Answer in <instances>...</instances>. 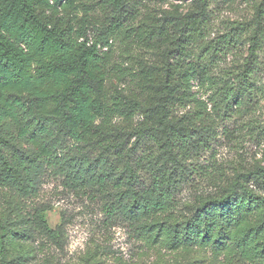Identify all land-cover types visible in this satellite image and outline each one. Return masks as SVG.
<instances>
[{"label": "trees", "instance_id": "trees-1", "mask_svg": "<svg viewBox=\"0 0 264 264\" xmlns=\"http://www.w3.org/2000/svg\"><path fill=\"white\" fill-rule=\"evenodd\" d=\"M172 1L0 0V264H27V242L64 250V213L51 227V206L28 204L47 176L139 238L215 236L214 252L264 264V164L200 160L238 117L264 141L251 114L264 98V0L222 29L214 10L234 0Z\"/></svg>", "mask_w": 264, "mask_h": 264}, {"label": "rangeland", "instance_id": "rangeland-1", "mask_svg": "<svg viewBox=\"0 0 264 264\" xmlns=\"http://www.w3.org/2000/svg\"><path fill=\"white\" fill-rule=\"evenodd\" d=\"M175 3L177 1L168 2L163 4V7L169 8ZM252 12V4L246 3L245 0H234L231 5L221 4L214 10L220 29L223 28L222 20L247 19ZM90 34L91 36L94 34L93 30ZM232 52L221 65L230 67L238 61L241 62L247 54V48L240 47ZM260 57L264 62V52ZM262 79H264V72ZM199 93L202 98H206L205 92ZM251 114L258 118L262 126L264 125V98L259 100ZM245 120H247L246 117H238L228 123L234 131L233 137L230 140L221 138L214 158L207 153L200 160L205 158L209 164L224 165L227 160H233L239 152L241 155L239 158L264 164V141L258 143L246 134L248 129L243 124ZM3 194L4 191L0 190V205L3 203ZM187 198L188 191H185L181 195L184 205L188 204ZM32 203H44L51 206V210L46 213L51 227L60 222L61 214L64 213L68 222V241L63 251L55 249L48 243L39 245L41 249H35L38 242L23 243L21 247L23 251H30L29 254H31L27 264H246L230 258L226 250L214 252L211 242L214 241L215 236L202 239L189 247L173 248L159 241L152 243L139 238L129 231L126 225L108 223L96 202L78 198L62 190L59 180L53 176L45 177L39 196L32 202L28 200V204ZM225 238V236L219 237L217 241L220 242Z\"/></svg>", "mask_w": 264, "mask_h": 264}]
</instances>
